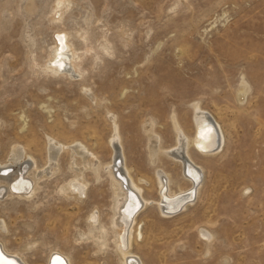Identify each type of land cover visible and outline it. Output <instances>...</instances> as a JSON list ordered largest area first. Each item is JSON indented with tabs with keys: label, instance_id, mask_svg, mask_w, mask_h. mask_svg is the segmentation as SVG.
I'll return each mask as SVG.
<instances>
[{
	"label": "rangeland",
	"instance_id": "1",
	"mask_svg": "<svg viewBox=\"0 0 264 264\" xmlns=\"http://www.w3.org/2000/svg\"><path fill=\"white\" fill-rule=\"evenodd\" d=\"M56 1L0 0V167L18 144L33 154L36 171L46 168L50 136L82 142L106 168L114 117L134 178L148 180L143 194L157 200L146 123L154 120L173 154L172 116L192 137L199 103L223 126V150L191 149L204 166L196 201L169 217L144 208L143 237L132 249L145 264H264V0H69L54 19ZM57 26L68 28L77 50L76 79L43 70ZM71 161L62 150L59 171L33 183L28 197L0 195V245L19 250L27 264H48L55 250L74 264H121L108 171L98 179L84 169L86 194L75 201L60 191L75 177ZM155 165L177 180L174 190L189 187L178 162L161 153ZM27 175L35 180L34 169ZM95 210L107 230L103 247L88 233Z\"/></svg>",
	"mask_w": 264,
	"mask_h": 264
},
{
	"label": "bare ground",
	"instance_id": "2",
	"mask_svg": "<svg viewBox=\"0 0 264 264\" xmlns=\"http://www.w3.org/2000/svg\"><path fill=\"white\" fill-rule=\"evenodd\" d=\"M68 3L69 0H57L55 2L53 7L54 19H60L62 8L67 6ZM69 37L70 31L68 28L63 26L55 28L53 31V46L46 59L47 61H45L43 70L55 74H66L70 78L76 79L80 76V70L75 62L77 50L74 49L75 47L72 45ZM246 86L244 84L242 89H240V101H244L243 99L246 97L244 94L246 92L248 94ZM88 91L85 88V95H90ZM193 112L195 132L192 137L186 135L177 117L175 115L172 116L173 127L178 142V146L173 154H168V151H165L161 146L160 135L154 128V120H149L146 123L147 150L149 152V163L155 169L159 196L157 200L146 198L143 194L144 187L149 184L148 180L144 178H137L136 180L134 178L131 167L127 163L123 141L114 117H110L112 121V135L109 145L112 161L108 163L106 168L96 152L89 149L82 142L65 145L49 136L46 161L48 165L47 167L45 166L46 168L36 171L38 165L33 154L26 151L25 146L17 144L11 151L10 163L7 166L5 165L6 167L4 168L0 167V195L6 193L9 196L28 197L36 188L32 189L33 183H36L40 178L50 176L59 171L58 156L62 150H68L72 157L70 168L75 172V177L64 184L60 188V191L68 198L71 197L75 201H81L82 195L86 194L88 186V181L84 177V169H92L98 179L100 170L103 168L107 169L113 195L112 214L109 225L112 228L117 254L120 257L121 264H145L142 258L132 249L133 243L136 242L139 245L138 240L143 237L141 229L137 226L143 209L155 205L164 217L187 211L193 205V202L196 201L204 179V166L197 163L195 158H193L191 149L204 156H214L223 150L225 137L221 123L213 114L205 112L199 103L193 104ZM28 153L31 160L26 159ZM161 153H164L168 158L181 165V177L184 182L189 184L188 188L183 189L180 187L178 190H174L173 185L178 186L177 180L175 181L169 173L158 169L157 165H155L156 159H158ZM76 155H78L80 160L79 164L75 162ZM33 169L35 180L28 178L29 176L27 175V170ZM88 219H90L88 233L96 237L101 242L102 247L105 246L107 230L100 221L99 212L97 210L91 212ZM4 225H6L5 221L3 219L0 220V229H5L3 228ZM201 235L208 241L213 236H209L206 231H202ZM1 244L0 249L5 255L12 256L21 264H27L19 250H11L6 247L5 243L1 242ZM27 247L28 245L24 249ZM53 253H59L61 258H52ZM0 264L12 263L5 258H0ZM48 264L74 263L70 255L63 251L55 250V252H51Z\"/></svg>",
	"mask_w": 264,
	"mask_h": 264
},
{
	"label": "water",
	"instance_id": "3",
	"mask_svg": "<svg viewBox=\"0 0 264 264\" xmlns=\"http://www.w3.org/2000/svg\"><path fill=\"white\" fill-rule=\"evenodd\" d=\"M54 257H60L61 258V255H59L58 253H53L52 258H54ZM0 258H5L8 261H10V263H12V264H21V263H19V261H17L12 256L5 255L1 249H0Z\"/></svg>",
	"mask_w": 264,
	"mask_h": 264
}]
</instances>
